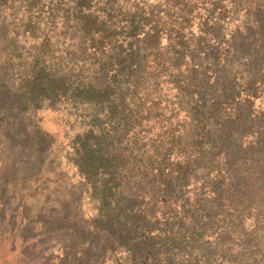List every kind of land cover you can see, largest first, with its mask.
<instances>
[{
  "label": "trees",
  "instance_id": "trees-1",
  "mask_svg": "<svg viewBox=\"0 0 264 264\" xmlns=\"http://www.w3.org/2000/svg\"><path fill=\"white\" fill-rule=\"evenodd\" d=\"M93 1L0 0V119L16 126L46 107L79 126L68 158L97 203L84 264L117 250L119 264H213L215 250L246 251L234 243L244 225L224 208L264 206V0H159L120 20ZM196 5L198 37L186 31ZM221 21L228 37L213 33ZM164 85L178 108L163 105ZM199 168L217 175L207 195L183 201Z\"/></svg>",
  "mask_w": 264,
  "mask_h": 264
},
{
  "label": "rangeland",
  "instance_id": "rangeland-1",
  "mask_svg": "<svg viewBox=\"0 0 264 264\" xmlns=\"http://www.w3.org/2000/svg\"><path fill=\"white\" fill-rule=\"evenodd\" d=\"M93 2L97 8L108 9L109 15L114 16L113 20H120L133 4H146V11L154 9L155 12L159 5V0ZM198 7L201 6L196 5L194 13L197 18L186 30L192 32L189 36L194 34L198 37L197 25L206 19L205 10ZM94 9L95 6L91 8ZM210 26L211 21L208 30ZM230 29L228 22L221 21L212 30L215 35L228 37ZM125 30L123 27V34H126ZM213 37H208L210 43L216 41ZM66 45L63 40L56 42L55 52L59 54ZM168 88L163 86L162 94L166 100L162 103L168 109L178 108L177 100L172 99L174 96ZM25 114L26 119L17 122L16 126L7 125L0 119V264H84L91 252L90 242L84 241L83 236L91 230L97 203L90 198L81 183V176L68 158L70 137L79 126L71 129L65 123L64 113L46 107H34ZM184 114L183 108L177 117H172L173 122L181 121ZM238 166L236 163L233 165L236 169ZM207 171L206 168L196 169L191 182L182 191L185 192L183 201H192L194 193L207 195L209 185L217 175L216 169ZM232 201L230 197L229 203ZM259 202H233V206L224 208L227 220L234 221L239 217L238 221L244 225L242 239L234 243H247V250L238 252L233 245L228 247L233 248L232 251L227 247L215 250L213 264H264V258H256L259 250L264 255V206ZM255 224H258V231H252ZM86 254H89L88 258ZM122 254H125L123 250L107 252V264H119ZM96 264H103L102 258Z\"/></svg>",
  "mask_w": 264,
  "mask_h": 264
}]
</instances>
